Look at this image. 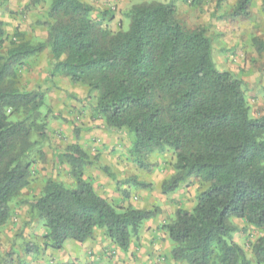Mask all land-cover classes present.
<instances>
[{"label":"trees","instance_id":"16d2710c","mask_svg":"<svg viewBox=\"0 0 264 264\" xmlns=\"http://www.w3.org/2000/svg\"><path fill=\"white\" fill-rule=\"evenodd\" d=\"M139 1L124 14L126 28L116 32L96 21L93 7L82 0L28 1L30 8L47 5L46 37L35 43L14 37L0 52V227L10 218L11 202L31 182L32 155H42L31 137L36 132L46 138L44 116L39 122L44 95L39 88L22 90L19 72L47 50L48 79L65 77L94 94L105 128L131 139L135 163L172 152L174 172L162 182L163 194L189 178L204 185L191 210L177 209L174 220L161 227L172 243L171 259L249 264L233 240L238 227L232 221L264 229V114L251 117L248 84L217 69L204 28H184L173 5ZM250 4L238 0L232 16L247 17ZM261 8L264 14V1ZM4 37L0 21V41ZM17 114L20 118L12 121ZM54 158L58 167H68L75 185L48 179L37 196L24 201L29 218L43 224V248L60 250L68 240L82 244L103 230L112 244L127 251L157 210H117L99 196L85 170L95 165L115 177L80 145H68ZM122 195L128 197L125 190ZM250 250L256 264H264V236Z\"/></svg>","mask_w":264,"mask_h":264},{"label":"rangeland","instance_id":"374dc122","mask_svg":"<svg viewBox=\"0 0 264 264\" xmlns=\"http://www.w3.org/2000/svg\"><path fill=\"white\" fill-rule=\"evenodd\" d=\"M28 1L0 0V21L5 32L4 39L0 41V52L5 51L9 40L14 37L17 40L21 37L31 43L45 39L43 23L46 20L47 5L30 8ZM82 1L93 7L92 17L113 32L126 28L128 22L125 12L132 5L141 3L139 0ZM237 1L146 0L173 5L176 19L186 29L204 28L212 41V57L217 69L229 71L238 79H241L240 75L250 71L248 75L256 77L260 91L264 93V14L261 8L264 0H251L247 17H233L232 11ZM48 62L46 50L20 66V88L28 91L39 88L44 95L45 105L40 109L39 122L44 116L47 134L42 140L39 134L32 132L31 139L37 142L36 150L42 155H32L31 182L11 202L10 218L0 227V264H155L154 260L151 263L145 260L141 262L146 256L145 251L150 247L147 250L144 247L142 234L149 231L155 233V239L161 247V253L156 258L161 264H168L169 259L174 264H183L174 262L171 257L165 259L172 243L168 238L166 241L167 236L161 227L174 220L177 209L191 210L204 185L195 178H189L173 192L163 194L161 184L174 172L172 152L166 150L162 154L154 153L143 159L141 165L135 163L129 154L131 139L124 133H113L105 128L94 108V94L89 93L84 86L72 85L65 77L56 76L49 80ZM246 69L248 71L244 72ZM251 91L252 88H248L245 97L252 117L257 116L260 111L252 109ZM19 118L18 114L10 117L12 121ZM71 144H78L90 157H97L98 163L114 175L118 184L98 166L93 165L85 170V178L93 185L97 194L113 207L117 210L127 207L157 210L153 218L143 223L137 236L132 237L127 251L112 244L103 230L95 231V236L108 249L107 262H77L75 258L79 255V246H76L74 257H71L68 246L76 244L71 240L60 250L43 248V224L37 219H30L26 212L24 201L37 196L48 179L60 181L67 187L75 185L68 167H58L54 158L56 152ZM123 190L128 197L122 195ZM232 222L238 227L233 240L242 247L249 264H256L250 245L256 238L264 236V229L251 228L241 220L234 219ZM155 239H152L153 242Z\"/></svg>","mask_w":264,"mask_h":264},{"label":"crops","instance_id":"0c3cea01","mask_svg":"<svg viewBox=\"0 0 264 264\" xmlns=\"http://www.w3.org/2000/svg\"><path fill=\"white\" fill-rule=\"evenodd\" d=\"M247 71L248 70L246 69L244 72H247ZM238 72L239 71H234V73H238ZM249 73H250V71L247 72L246 74L240 75V78L244 82L248 83V85H249L248 88H250V89L252 88V91L250 92V95H252L251 106H252V109L254 108L253 111H255V110L260 111V113L256 116V117H258V116H261L264 114V110H262V109H264V93H262L260 91V86H259L260 84H257L256 77H254L253 75H248ZM147 234H148V237L146 238ZM154 234L155 233L150 232V231L147 232L146 234H142L143 239H144V244H145L144 247H146V250L148 249V246H150V247H149L148 251H145V253L147 252L146 256L144 255L145 257L142 258L141 262H143L145 260V262L151 263V261L154 260L155 264H161L160 263L161 261L156 259L161 253V251H160L161 247L158 244V240L155 239L156 237ZM166 238L167 237H165V239ZM152 239H155L156 241L153 242ZM166 241H167V239H166ZM76 246H79V250H78L79 255H78V258H75V259H77V262L81 261L82 263L83 262L88 263L89 261H91V262L96 261L97 263L98 262L101 263V262H107L108 261V258H107L108 249H106L104 247V245L101 244V241H99V239L95 236V234L91 240L86 241L85 243H82V244L76 243L73 246L69 245L68 248H69V250H71V254H72L71 257H74L73 254H74V251L76 250ZM140 252H141V250H139V253L138 252L137 253L140 254ZM155 253H158V255H156ZM161 257H163V256L161 255ZM169 258H170V250L168 252V256L165 259H169ZM101 264H103V263H101ZM168 264H174V263L171 262V260L169 259Z\"/></svg>","mask_w":264,"mask_h":264}]
</instances>
